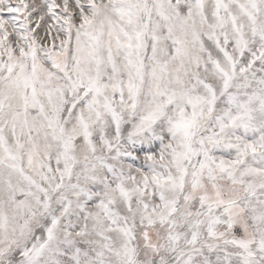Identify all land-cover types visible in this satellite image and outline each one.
Wrapping results in <instances>:
<instances>
[{"label":"snow or ice","instance_id":"6c2138e0","mask_svg":"<svg viewBox=\"0 0 264 264\" xmlns=\"http://www.w3.org/2000/svg\"><path fill=\"white\" fill-rule=\"evenodd\" d=\"M0 264H264V0H0Z\"/></svg>","mask_w":264,"mask_h":264}]
</instances>
